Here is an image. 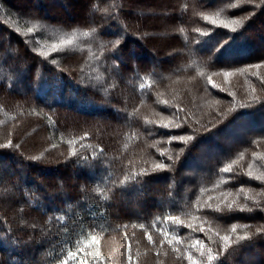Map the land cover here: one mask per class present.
<instances>
[{
    "label": "trees",
    "instance_id": "obj_1",
    "mask_svg": "<svg viewBox=\"0 0 264 264\" xmlns=\"http://www.w3.org/2000/svg\"><path fill=\"white\" fill-rule=\"evenodd\" d=\"M263 15L0 0V264H264Z\"/></svg>",
    "mask_w": 264,
    "mask_h": 264
},
{
    "label": "snow or ice",
    "instance_id": "obj_2",
    "mask_svg": "<svg viewBox=\"0 0 264 264\" xmlns=\"http://www.w3.org/2000/svg\"><path fill=\"white\" fill-rule=\"evenodd\" d=\"M224 171H225V172H228V171H230V169L226 168V169H224ZM233 203H234V202H233ZM227 209L230 210V211H231V210H234V209H233V204H228V205H227ZM218 210H219V209H217V211H218ZM231 231H232L233 233H235V232L237 231L235 225L232 226ZM256 231H257V232L264 231V228H257ZM247 238H248V237L245 236V237H241L240 239L243 240V239H247ZM148 239H149V240L152 239L150 235L148 236ZM223 239H224L225 241H227L229 238H228L227 236H224ZM169 243H171V241H169ZM189 259L191 260L192 257H189ZM207 259L210 261V260L213 259V257H212L211 255H209ZM65 264H67V262H65Z\"/></svg>",
    "mask_w": 264,
    "mask_h": 264
},
{
    "label": "rangeland",
    "instance_id": "obj_3",
    "mask_svg": "<svg viewBox=\"0 0 264 264\" xmlns=\"http://www.w3.org/2000/svg\"><path fill=\"white\" fill-rule=\"evenodd\" d=\"M263 19H264V15H263Z\"/></svg>",
    "mask_w": 264,
    "mask_h": 264
}]
</instances>
